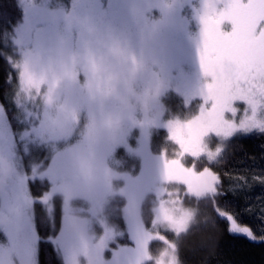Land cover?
<instances>
[{
  "label": "snow or ice",
  "instance_id": "obj_1",
  "mask_svg": "<svg viewBox=\"0 0 264 264\" xmlns=\"http://www.w3.org/2000/svg\"><path fill=\"white\" fill-rule=\"evenodd\" d=\"M83 2L64 8L17 0L22 19L0 33L17 74L16 112L0 104V264H38L36 204L52 222L48 242L61 264H181L179 239L197 214L184 200L215 204L220 178L210 165L222 145L239 134H264V0H200L198 76L181 93L184 108L195 107L184 115L160 99L170 83L158 28L147 26L145 15L157 8L167 16L171 4L143 0L145 26L131 29ZM160 129L171 154L152 147ZM120 147L138 162L136 176L110 166L122 163L114 159ZM201 161L208 166L197 170ZM36 180L47 184L38 197L29 187ZM215 211L229 233L256 238L234 215ZM125 236L130 244L120 243ZM153 243L161 245L155 253Z\"/></svg>",
  "mask_w": 264,
  "mask_h": 264
},
{
  "label": "trees",
  "instance_id": "obj_2",
  "mask_svg": "<svg viewBox=\"0 0 264 264\" xmlns=\"http://www.w3.org/2000/svg\"><path fill=\"white\" fill-rule=\"evenodd\" d=\"M19 19L17 0H0V33L11 27ZM0 41V104L9 109L11 116L16 112L14 107L17 90L16 72L10 66L7 55L11 46ZM255 140L258 144H254ZM163 139L160 142L162 145ZM264 134H239L228 142L222 157L210 166L220 178L221 186L215 204L211 200L197 202L193 198L184 200L185 206L197 211L196 217L187 234L179 239L178 256L181 264H264V232L257 233L255 225L261 224L264 229V193L256 195L253 189L246 188L247 179L252 174L259 175L260 166L264 162ZM263 147V150H258ZM164 149V147H163ZM208 166L206 161L197 163V170ZM234 186L239 190L231 191ZM234 215L242 225L249 226L255 239L227 231V221L218 216L216 207ZM150 215H145L150 222ZM169 239H174L168 234ZM39 264H61L54 246L41 242Z\"/></svg>",
  "mask_w": 264,
  "mask_h": 264
},
{
  "label": "flooded vegetation",
  "instance_id": "obj_3",
  "mask_svg": "<svg viewBox=\"0 0 264 264\" xmlns=\"http://www.w3.org/2000/svg\"><path fill=\"white\" fill-rule=\"evenodd\" d=\"M142 3V4H141ZM37 4L40 7H60L68 8L71 4V0H52L51 3L42 0H37ZM140 5L143 8V2L140 0H84L82 7L86 8L93 14L102 17L105 20L111 21L117 27L121 28H131L138 29L145 26L144 19L138 14V16L133 11L129 10V7ZM19 21L23 17V12L19 7ZM193 11L191 10V13ZM147 16V26H152L155 24L158 28V37L160 41V55L159 59L161 65L164 69V75L167 77L170 83V87L165 90L161 96L162 103L170 110H178L184 108L183 106V96L182 91L189 86L195 84L198 76V63L196 57V46L193 44V34L195 29L190 27L189 24L185 22L182 25L181 32L175 28L164 26L161 24L167 16L162 15L161 12L152 9L151 13H146ZM192 19L194 20V12L192 13ZM164 23V22H163ZM180 89V91H177ZM195 105L191 106L194 109ZM185 109V108H184ZM179 111V110H178ZM192 111V110H191ZM190 111V112H191ZM165 136V131L163 129L156 130L152 137V147L155 151L162 150L160 147V142ZM229 142V141H228ZM228 142L224 146L223 150L228 148ZM254 144H258L255 140H252ZM131 145H135V139L129 140ZM214 145V144H213ZM264 145V143H263ZM258 150H263V147ZM38 158H43V153H36ZM114 159L117 161H122V163L117 166L110 163V166L116 168L117 171H127L132 176H136L139 172L138 162L130 158L123 147L117 148L114 153ZM212 168V167H211ZM118 183L122 184L123 181ZM221 186L219 184L218 188ZM30 190L34 197H38L47 189V184L43 181L36 180L35 182H30ZM219 194H223L222 191L218 189ZM123 200L118 199L114 204H119L122 206ZM113 208V207H112ZM60 206L59 201L56 203V229L58 230L60 224ZM35 213V224L37 231L40 236V241L45 242L47 245L48 238L53 235L52 222L50 221L46 210L40 205L36 204L34 206ZM145 215H150L148 209L145 210ZM6 237L3 233H0V243H5ZM41 242L39 244H41ZM120 243L130 244L127 237H121ZM55 250V249H54ZM41 246L38 245L37 260L38 264L41 256Z\"/></svg>",
  "mask_w": 264,
  "mask_h": 264
},
{
  "label": "rangeland",
  "instance_id": "obj_4",
  "mask_svg": "<svg viewBox=\"0 0 264 264\" xmlns=\"http://www.w3.org/2000/svg\"><path fill=\"white\" fill-rule=\"evenodd\" d=\"M42 1L48 2V0H42ZM140 1L143 2V0H140ZM167 2L171 4V9H170V11H169V13L167 15L168 18L163 21L164 23L161 22V24H163L164 26H169V27L175 28V29L179 30L180 32H181V28H182V25H183L184 22L186 24H189L190 22H192V20H193L192 19V13L194 12V9L199 8V6H200V0H167ZM134 5L135 4L130 6L129 10L133 11L134 15L136 14L138 16L141 6L140 5L135 6L134 9H136V11H134L133 10V6ZM155 10H159V9L155 8ZM191 10L193 11L192 13H191ZM194 16H195V12H194ZM196 22L198 23L197 19H196ZM198 33H199V29H198L197 33L193 34V44L195 46L197 45ZM178 110H171V112L174 113V114L184 115V114H186V112H190L191 110H194V109H192L190 107L188 109L180 108ZM227 142H225L222 145L223 148H224V146L226 145ZM162 145H163L164 148H167L169 154H171V152L173 150V145L171 143L167 142L166 133H165V136L163 138ZM214 146H215V144L213 145V147ZM218 159H219V157L217 158V160ZM185 162H186V164L188 166H191V163H192L191 158H187ZM200 170H202V169H200ZM258 174L259 175L252 174L251 177H249L247 179V186L250 189H253V193L255 194V196L256 195H261V193H264V162L260 166ZM235 190H239L237 186H234V188H232L230 190V192L231 191H235ZM183 195H184V193H183V191H181V196L183 197ZM259 198L260 197L256 196V199L258 201H259ZM108 211H109L110 214L112 213V211H113L112 206L109 207ZM114 220H115L116 223L120 224L121 228L124 227L122 218H114ZM149 224H150V222H149ZM255 226L257 228V233L259 235H262L263 232H264V229H263V227L262 228L260 227L261 224H257ZM151 247H152L153 252L155 253L161 247V245L159 243H153L151 245Z\"/></svg>",
  "mask_w": 264,
  "mask_h": 264
},
{
  "label": "bare ground",
  "instance_id": "obj_5",
  "mask_svg": "<svg viewBox=\"0 0 264 264\" xmlns=\"http://www.w3.org/2000/svg\"><path fill=\"white\" fill-rule=\"evenodd\" d=\"M222 157V155H220V157L219 158H221ZM246 188H249L247 185H246Z\"/></svg>",
  "mask_w": 264,
  "mask_h": 264
}]
</instances>
